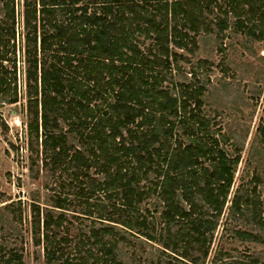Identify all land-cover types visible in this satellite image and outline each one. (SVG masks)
Here are the masks:
<instances>
[{
	"label": "trees",
	"instance_id": "1",
	"mask_svg": "<svg viewBox=\"0 0 264 264\" xmlns=\"http://www.w3.org/2000/svg\"><path fill=\"white\" fill-rule=\"evenodd\" d=\"M236 36L264 42V0H0V106L25 101L9 146L40 182L0 195V264H264L209 259L223 213L220 241L264 247L262 178L232 192L241 152L192 60Z\"/></svg>",
	"mask_w": 264,
	"mask_h": 264
},
{
	"label": "rangeland",
	"instance_id": "2",
	"mask_svg": "<svg viewBox=\"0 0 264 264\" xmlns=\"http://www.w3.org/2000/svg\"><path fill=\"white\" fill-rule=\"evenodd\" d=\"M241 38V36L225 38L223 43H226L227 49L224 55L216 52L211 40H206L201 48L205 54L198 53L192 60L207 58L212 64L206 110L211 116L218 111L222 132L233 136V141L241 152L232 192L242 182L241 177H244L243 182H246L257 172L262 178V185L258 189L264 202V141L260 132V128L264 129V42H241ZM249 46L253 48L248 51ZM19 56L18 67H22ZM18 76H21V73H18ZM18 84L22 86L23 80H18ZM24 102L22 100L17 105L0 106L1 120L8 126L6 134L2 133L0 128V195L4 200H16L17 197L24 199L28 197L31 189L36 187L40 189V182H34L28 177L26 158L20 161L9 146L11 141L14 145L21 146L19 155L22 154L23 158L27 155L26 117L24 109L22 110ZM20 181L21 185L18 186ZM225 216L226 213H223L211 243L209 259H212L214 251L220 246L232 251L234 255L237 254L243 262H248L254 255L263 257V246L250 243L232 244L228 237L226 242L220 241ZM227 225L230 223L227 222ZM25 236L27 237V234ZM23 247L25 252H32V247L28 243H23ZM27 261L30 262V259ZM31 264L40 262L33 261Z\"/></svg>",
	"mask_w": 264,
	"mask_h": 264
}]
</instances>
